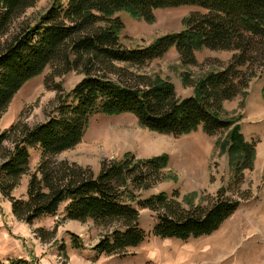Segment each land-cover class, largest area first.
I'll return each mask as SVG.
<instances>
[{"label":"trees","instance_id":"16d2710c","mask_svg":"<svg viewBox=\"0 0 264 264\" xmlns=\"http://www.w3.org/2000/svg\"><path fill=\"white\" fill-rule=\"evenodd\" d=\"M36 1L0 0V118L17 92L46 68L55 76L75 72L82 77L69 92L54 85L56 103L45 121L0 131V145L14 132L17 136L0 164L5 196L27 173L29 148L40 153L27 197L13 200L11 214L31 223L55 216L64 205L63 219L90 220L108 229L95 251L121 258L146 238L134 202L157 213L152 234L159 239L187 241L217 231L239 206L221 189L206 207L185 209L177 194L164 192L137 200L134 191L147 190L163 178L165 155L103 160L97 174L52 159L82 141L93 115L131 114L142 128L162 135L178 137L199 128L208 136L229 131V154L238 155L234 177L250 169L254 145L244 143L239 118L225 117L222 104L240 95L264 67V0H54L36 19L18 23ZM181 6L202 11L188 16L184 30L159 36L144 47L127 48L120 42L124 24L117 13L152 22L156 10ZM171 48L182 66L195 65L194 53L203 48L232 56L224 67L196 81L193 95L179 99L169 81L142 71ZM261 91L264 98V87ZM0 264L36 263L13 259Z\"/></svg>","mask_w":264,"mask_h":264},{"label":"rangeland","instance_id":"374dc122","mask_svg":"<svg viewBox=\"0 0 264 264\" xmlns=\"http://www.w3.org/2000/svg\"><path fill=\"white\" fill-rule=\"evenodd\" d=\"M53 1L37 0L18 23L36 19ZM193 12L202 11L193 6L156 10L152 22L126 12L117 13L124 24L120 42L127 48L147 46L159 36L184 30L186 20ZM194 55L195 65L182 66L179 54L171 48L142 71L152 79L169 81L176 96L186 98L193 95L196 81L224 67L232 52L203 48ZM81 77L75 72L55 76L51 68H46L14 96L0 118V131L14 124L30 128L45 121L56 103L54 85L59 84L64 92H69ZM263 87L264 67L240 95L222 104L225 117L239 118L237 124L244 143L254 145L252 167L243 170L237 178L234 177V164L238 155L232 158L229 154V131L208 136L199 128L178 137L162 135L142 128L131 114L93 115L80 150L77 151L75 146L52 159L79 166L72 159L84 157L92 164L98 163L100 168L103 160H119L125 154H132L135 159L136 155H151L150 158L165 155L168 161L167 167L161 171L163 178L147 190L134 191L133 194L137 200L161 192L169 197L177 194L176 201L188 209L196 205L208 206L221 189L224 197L238 201L239 206L213 234L187 241L159 239L152 234L157 213L142 209L134 202L146 238L138 247L128 249L127 256L121 258L95 251V245L108 229L90 220L63 219L64 205L55 216L31 223L16 219L11 214V203L26 199L29 176L40 160L38 149L29 148L27 173L21 176L8 196L0 189V261L8 263L13 259H24L36 264H264ZM16 137L14 132L0 145V164L12 151ZM114 137L127 143L130 151L118 159H109L108 156H118L122 152L117 149ZM150 144L157 150L151 151ZM82 168L92 171L91 167Z\"/></svg>","mask_w":264,"mask_h":264},{"label":"crops","instance_id":"0c3cea01","mask_svg":"<svg viewBox=\"0 0 264 264\" xmlns=\"http://www.w3.org/2000/svg\"><path fill=\"white\" fill-rule=\"evenodd\" d=\"M114 140H115V144H117L118 146V150H119V152H121V154L120 155H118V156H108V158L109 159H112V158H116V159H118V158H120V156H122V154H124V153H126V152H129L130 151V149H129V146H128V144L127 143H124V141L123 140H121L120 139V137H114ZM84 143H85V140H84V137H83V139H82V141H81V143H79L75 148H77V151L78 150H80V148L84 145ZM150 146H151V148H150V150L152 151V150H157L156 148V146L155 145H151L150 144ZM79 148V149H78ZM155 154V153H154ZM136 157V159H140V160H143V159H148V158H150L151 157V155H145V156H138V155H136L135 156ZM72 161L73 162H75V163H77L79 166H81V167H91V169H92V171L94 172V174H97L98 172H99V170H100V168H99V164L98 163H90V162H88L84 157H79L78 159H72ZM216 232V231H215ZM213 234V233H212ZM175 240V239H174Z\"/></svg>","mask_w":264,"mask_h":264}]
</instances>
